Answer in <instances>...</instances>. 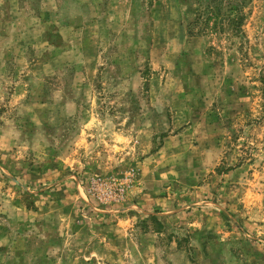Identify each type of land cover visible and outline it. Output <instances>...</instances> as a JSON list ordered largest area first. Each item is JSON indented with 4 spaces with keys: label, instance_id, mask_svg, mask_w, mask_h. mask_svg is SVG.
<instances>
[{
    "label": "rangeland",
    "instance_id": "obj_1",
    "mask_svg": "<svg viewBox=\"0 0 264 264\" xmlns=\"http://www.w3.org/2000/svg\"><path fill=\"white\" fill-rule=\"evenodd\" d=\"M205 2L0 0V264H264V0Z\"/></svg>",
    "mask_w": 264,
    "mask_h": 264
},
{
    "label": "crops",
    "instance_id": "obj_2",
    "mask_svg": "<svg viewBox=\"0 0 264 264\" xmlns=\"http://www.w3.org/2000/svg\"><path fill=\"white\" fill-rule=\"evenodd\" d=\"M162 185H164V183L163 182H161L160 184H157V185H155V184H152L151 185V189H153V190H155L154 192H156V191H158V190H161V188L162 187H160V186H162ZM251 204L248 206V208H250V209H248L249 210V213H250V218H253V216L254 215H259V214H263L264 215V207L262 206V201L260 200V196H261V194L258 192V191H253V190H251ZM202 202V203H201ZM211 204V205H213L211 208H202L201 210L202 211H190V213H188V214H194V215H198V214H201V215H207L208 217L210 216V215H215L216 214V216H217V218L216 219H218L219 221H220V225L218 226V228H219V230H220V227H221V220H222V218L223 217H225V214H227V211L225 210V209H223V207L220 205V203L218 202V203H216L215 201H211V200H206V201H199V202H195L194 203V205H198V206H201L202 204ZM182 208L183 207H181V208H174V209H170L169 211H167V210H165V209H162V210H160V211H157L156 212V214L157 215H159V219L162 221V223H164L165 224V227H167L168 225H167V220H168V215H171V217H173V215H176L175 213H178L177 214V216H180V214H184L183 212L182 213H179V211L180 210H182ZM215 218V217H214ZM169 221V220H168ZM190 222H191V219H190ZM195 225L194 226V229H200V230H202V229H206V226H204L203 227V221H202V223H200L199 222V220L198 219H196V221L194 222V223H190V225ZM200 225V226H199ZM174 227V226H173ZM156 234V236H157V234H158V232H156L155 233ZM218 240H212V239H208L207 241H208V243L206 244L207 245V248H206V250L209 252V253H211L212 254V252H211V250H210V246L211 245H214V243L215 242H217L218 244H220V240H221V238H217ZM176 243V242H175ZM177 245V244H176ZM213 255V254H212ZM212 255H210V256H212ZM215 257H217L218 259H216L217 260V262L218 263H221V259H219V257L218 256H215ZM236 261H241V259L240 260H238L237 258H236Z\"/></svg>",
    "mask_w": 264,
    "mask_h": 264
},
{
    "label": "trees",
    "instance_id": "obj_3",
    "mask_svg": "<svg viewBox=\"0 0 264 264\" xmlns=\"http://www.w3.org/2000/svg\"><path fill=\"white\" fill-rule=\"evenodd\" d=\"M202 1H205V0H202ZM222 2L223 0H210V2H205L204 6H203V9L201 10V12H199V15L197 17V19L195 20V22H199L201 20V18L203 17V14L205 12L207 13H211L209 16L211 15H215L216 17H219V20L217 21V23L220 24V28H225L227 25L228 28H231V29H235L234 27V21H232V19L228 18V16L222 11ZM211 3H214V6H207V4H211ZM242 6V5H240ZM231 10V9H230ZM241 20H242V17H239ZM203 22V28L201 30H199L198 32H205L206 28L208 27V24H209V21H208V18H205ZM241 24H239L240 26Z\"/></svg>",
    "mask_w": 264,
    "mask_h": 264
}]
</instances>
